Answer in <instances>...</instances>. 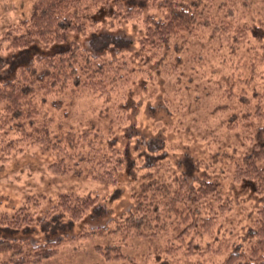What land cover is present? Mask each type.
<instances>
[{
    "label": "trees",
    "instance_id": "trees-1",
    "mask_svg": "<svg viewBox=\"0 0 264 264\" xmlns=\"http://www.w3.org/2000/svg\"><path fill=\"white\" fill-rule=\"evenodd\" d=\"M124 22H137L142 33L136 38V50L131 39L115 43L114 60L104 49L114 48L107 43L111 35L104 27ZM85 39L96 43L97 49L85 48ZM2 40L8 49L24 55L35 45L56 47L52 54L36 56L12 77L0 80L2 160H8L11 150L23 152L25 146L38 145L55 156L48 165L55 176L77 174L115 183L126 173L140 181L130 206L103 226L87 222L101 211L96 207L98 198L90 193L58 194L40 219L31 210L32 204L39 205L38 196H29L10 214L0 210V233L26 232L35 226L40 232L35 240L0 237V264H42L66 242L119 232L172 236L153 256L125 255L116 243L96 245L95 251L107 263L264 264V204L244 214L248 221L243 226L223 231L220 221L234 206L222 191L223 177L196 176L198 160L186 151L174 155L180 144H172L168 132L186 129L180 118L176 124L167 123L182 109L190 110L191 103L179 96L189 91L188 70H195L197 77L207 61L222 56L227 70H216L223 85L218 98L230 104H224L229 116L220 122L226 131L243 127L248 143L234 163L229 183L235 191L264 197V167L257 166L264 158V0H35L30 15L8 26ZM194 46L200 47L197 55L191 52ZM133 51L131 58L124 59L126 52ZM142 70L172 83L170 95L165 88L147 95L145 126L136 124L140 117L131 115L137 107L132 99L135 77ZM63 91H86L95 100H121L119 108L129 124L124 129L125 146H117L111 129L66 127L46 107L51 97ZM218 108L208 113L215 115ZM190 122L195 124V118ZM185 135L188 142L192 134L186 131ZM222 141L219 137L210 142V148H222L226 144ZM226 153L219 150L212 157L219 160ZM170 157L175 172L164 176ZM76 224L82 226L71 235L68 232Z\"/></svg>",
    "mask_w": 264,
    "mask_h": 264
},
{
    "label": "rangeland",
    "instance_id": "rangeland-1",
    "mask_svg": "<svg viewBox=\"0 0 264 264\" xmlns=\"http://www.w3.org/2000/svg\"><path fill=\"white\" fill-rule=\"evenodd\" d=\"M34 2L35 0H0V80L12 77L19 66L29 65V62L36 56L50 55L56 50L55 46L44 48L35 45L29 48L28 53L24 55L17 50L8 49L2 40L8 26L30 15ZM104 29L107 30H104L105 33L108 32L111 35L107 39V43L114 45L113 49L110 47L104 48L107 51V56L111 55L114 60H117L115 58L117 56H114L117 53L115 43H121L122 41L119 40H124V38L133 40L132 48L137 49L136 38L142 33L140 24L137 22H124L112 28L104 27ZM89 40L94 39L90 38ZM89 40L85 39L83 41L84 47L90 51L96 50L97 44ZM203 43H208V40H203ZM211 43L216 44V42ZM228 44L225 42L224 45L223 42L222 45L227 47ZM199 48V46H194L191 48V52L197 55ZM134 51L133 53L126 52L124 59L131 58ZM217 56L205 63L204 69L202 68L203 71L197 77L196 74L194 75L195 70L192 73L188 70L187 73L190 78L188 82L189 91L183 92L184 96L183 94L179 96L184 100V103H191L190 110L187 111L188 108L182 109L183 114L187 112L184 117L182 116L183 118L180 116L182 113L176 116L177 114L174 112L176 115L174 114L173 120L169 118L167 123L170 121L176 124L182 119L181 125L186 129L174 130L170 134L168 132V138L172 144L175 142L180 144V146H174V155L186 151L193 156V159L198 160L200 166L197 169L196 176L223 177L220 179L222 191L234 203L233 210L220 221L222 230L227 231L231 227L243 226L248 221L244 214L252 211L256 205L264 204V197H255L252 194L242 192L241 189L235 191L229 183L234 163L247 151L248 143L243 127L240 126L236 130L226 131L220 122L228 118V109L226 106L224 107V104H230V102H223L218 98L223 85L220 83L219 75H216V70L219 69L220 71L223 68V71H225L227 67L222 62V56ZM190 65L191 67L192 65L197 67L194 63H190ZM136 75L137 84L134 85V98L132 99L137 107L136 110L131 111V115L138 116L137 118L140 117L136 124L145 126L147 124L146 114H149V107L145 105V102L149 99H147V95H154L155 90L160 93L164 88L165 93L170 95L171 87L169 86L172 83L169 82L170 79L162 81L154 74H148L145 70L137 71ZM195 94L199 95L198 100H196L197 96ZM176 97L180 99L177 95ZM121 102L117 98L111 100L99 98L95 100L86 91L80 93L63 91L60 96L51 97L47 101L46 107L48 110L55 112V115L60 116L66 127L72 126L73 130L88 126L101 128L105 131L108 129L113 130L117 136L116 144L119 148H122L125 146L124 142L127 141L124 129L129 124L125 120V113L123 115L122 110L119 108ZM216 105L219 107L216 111L217 114L211 116L208 112ZM138 108L143 111V116L138 115L140 112ZM192 118H195V124L190 122ZM186 131L192 134L188 142H186ZM203 134L206 139L207 137L209 139L203 141ZM219 137L224 141H222L223 143H226L225 146L210 148L209 143L215 142ZM180 141L181 143H179ZM219 150L227 151L226 156H219V160L217 157L214 160L212 153L219 152ZM2 158L3 154L0 152V210L10 214L15 208L21 206L29 196H38L39 205L37 207L31 205V210L35 211L36 219L42 218L44 212L54 203L56 196L60 193H90L98 198L96 207H100L101 211L92 218L91 222H87L93 227L106 225L110 223L114 216L116 217L130 206V196L137 190L140 181L138 177L128 178L126 173L120 175L115 183L97 181L77 174L55 176L48 170V165L55 161V156L44 151L38 145L25 146L23 152L11 150L8 160L4 161ZM167 160L169 165L168 170L164 172V176L172 174L175 169L173 157ZM257 166L259 168L264 167V158L257 162ZM81 226L82 224H76L68 233L73 235ZM36 235H40L38 226L26 232L0 233V237L7 239L32 238L35 240ZM124 236L126 239H124ZM171 236L172 234L168 233L166 236L135 237L125 235V232H119L110 236L76 239L59 246L57 254L44 260L42 264H110L104 260L99 252L95 251L94 247L112 243L119 244L123 253L128 256L137 255L138 257L142 253H149L153 256L156 255L159 246L165 242L166 237ZM124 241L127 244H124Z\"/></svg>",
    "mask_w": 264,
    "mask_h": 264
}]
</instances>
